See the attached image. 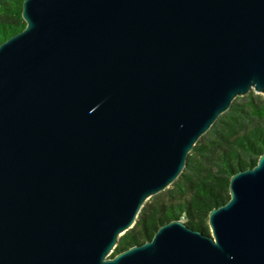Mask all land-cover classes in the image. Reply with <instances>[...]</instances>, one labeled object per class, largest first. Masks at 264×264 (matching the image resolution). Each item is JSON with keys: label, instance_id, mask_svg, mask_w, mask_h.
<instances>
[{"label": "water", "instance_id": "95a60500", "mask_svg": "<svg viewBox=\"0 0 264 264\" xmlns=\"http://www.w3.org/2000/svg\"><path fill=\"white\" fill-rule=\"evenodd\" d=\"M0 43V264H264V151L209 232L114 253L237 96L264 94V0H23Z\"/></svg>", "mask_w": 264, "mask_h": 264}, {"label": "trees", "instance_id": "16d2710c", "mask_svg": "<svg viewBox=\"0 0 264 264\" xmlns=\"http://www.w3.org/2000/svg\"><path fill=\"white\" fill-rule=\"evenodd\" d=\"M23 0H0V43L26 25ZM264 151V95L237 96L189 152L182 173L146 201L136 223L120 236L114 253L151 238L173 217L210 231L209 211L230 198L231 173L253 166Z\"/></svg>", "mask_w": 264, "mask_h": 264}, {"label": "rangeland", "instance_id": "374dc122", "mask_svg": "<svg viewBox=\"0 0 264 264\" xmlns=\"http://www.w3.org/2000/svg\"><path fill=\"white\" fill-rule=\"evenodd\" d=\"M256 93V92H255ZM262 95H264V94H262ZM147 201H151V198H149ZM115 250V249H114Z\"/></svg>", "mask_w": 264, "mask_h": 264}]
</instances>
